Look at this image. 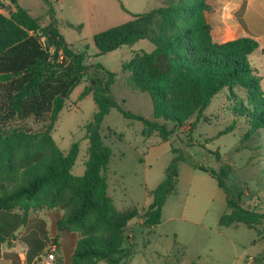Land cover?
<instances>
[{
    "label": "trees",
    "instance_id": "16d2710c",
    "mask_svg": "<svg viewBox=\"0 0 264 264\" xmlns=\"http://www.w3.org/2000/svg\"><path fill=\"white\" fill-rule=\"evenodd\" d=\"M43 2L54 15L53 0ZM10 3L15 9L5 15L0 1V185L4 186L0 210H20L25 221L31 212L62 207L66 198L67 215L58 221V229L81 236L71 264H124L130 259L133 242L127 241L125 246L130 222L140 217L147 228L161 224L163 209L178 185V164L187 162L174 148L176 157L167 169L166 179L149 192L152 203L148 209L117 210L108 194L106 175L112 151L104 145L101 135L112 109L130 121L142 122L143 137L156 135L168 142L196 116L195 123H190L194 129L216 96L224 94L235 121L244 120L249 125L243 142L256 134L264 135L262 79L250 62L260 43L250 36L224 43L215 41L207 19L211 11L208 0H168L164 6L94 35L100 56L143 40L154 45L153 51L137 52L122 65V72L128 74L127 87L150 95L154 120L119 105L111 94L116 74L94 76L93 71L103 69L102 65L87 64L88 49L76 52L54 17L43 26L19 0ZM88 79L89 85L79 99L92 95L97 111L86 126L90 156L85 174L75 176L72 169L80 143H74L64 153L52 132L73 91ZM45 117L49 125L42 134L4 130L5 120ZM235 121L217 137L232 132ZM216 155L219 158L218 152ZM189 164L216 179L225 192L227 211L220 217V226L243 223L256 228L263 224L264 212L245 207L227 186L233 169L230 165L215 171Z\"/></svg>",
    "mask_w": 264,
    "mask_h": 264
},
{
    "label": "rangeland",
    "instance_id": "374dc122",
    "mask_svg": "<svg viewBox=\"0 0 264 264\" xmlns=\"http://www.w3.org/2000/svg\"><path fill=\"white\" fill-rule=\"evenodd\" d=\"M0 1L4 5L2 12L9 15L14 6L10 0ZM167 2L53 0V15L43 0H19V4L39 18L43 26L50 24L54 17L60 32L76 52L88 49L86 63L103 67L95 69L94 76L105 77L106 72L116 74V82L111 87L112 96L124 110L149 120H154L151 97L148 93L127 87L128 74L122 72V65L137 52L153 51L154 45L143 40L133 47L123 46L100 56L94 35L127 23L135 15L164 6ZM239 33L233 30L227 37L235 38ZM260 56L251 58L256 67ZM89 82V79L82 82L73 91L52 132L57 146L64 153H68L74 143H80V153L72 169L75 176L85 174L90 156L86 126L93 121L97 111L92 96L79 99ZM229 105L224 94L216 96L194 129L190 123H195L196 116L186 121L168 142L156 135L143 137L144 124L126 119L117 109H112L106 117L101 135L104 145L112 151L106 175L108 194L117 210L148 209L152 203L149 192L166 179L167 169L176 157L172 152L174 148L187 161L178 164V185L163 209L161 224L147 228L142 225L140 217L130 222L125 246L133 242L134 254L124 264H264V221L256 228L243 223L220 226V217L227 211L226 194L216 179L189 164L192 162L215 171L230 165L233 169L226 183L234 196L240 198L245 207L264 212V135L259 133L243 142L249 125L244 120L235 121ZM234 121L236 125L232 132L217 137ZM3 124H6L4 130L17 129L36 135L46 131L49 120L46 117L13 118L3 121ZM168 127L172 128V125ZM0 187L2 193L4 186ZM65 199L61 202L62 207L53 210L66 215L64 204H68Z\"/></svg>",
    "mask_w": 264,
    "mask_h": 264
},
{
    "label": "crops",
    "instance_id": "0c3cea01",
    "mask_svg": "<svg viewBox=\"0 0 264 264\" xmlns=\"http://www.w3.org/2000/svg\"><path fill=\"white\" fill-rule=\"evenodd\" d=\"M208 3L211 11L207 19L215 41L224 43L250 36L260 43L250 62L261 77L264 90V0H208ZM233 30L240 32L239 35L228 38ZM255 55H261L258 67L251 61ZM66 215L62 211L43 209L31 212L24 221L20 210H0V264H45L51 244L58 246L53 264H71L81 236L78 232L58 229V221Z\"/></svg>",
    "mask_w": 264,
    "mask_h": 264
},
{
    "label": "built area",
    "instance_id": "2783aa9c",
    "mask_svg": "<svg viewBox=\"0 0 264 264\" xmlns=\"http://www.w3.org/2000/svg\"><path fill=\"white\" fill-rule=\"evenodd\" d=\"M58 250V246L56 244H51L48 249V255L46 257L45 264H53L56 261V253Z\"/></svg>",
    "mask_w": 264,
    "mask_h": 264
},
{
    "label": "water",
    "instance_id": "95a60500",
    "mask_svg": "<svg viewBox=\"0 0 264 264\" xmlns=\"http://www.w3.org/2000/svg\"><path fill=\"white\" fill-rule=\"evenodd\" d=\"M58 57V54H56V58Z\"/></svg>",
    "mask_w": 264,
    "mask_h": 264
}]
</instances>
